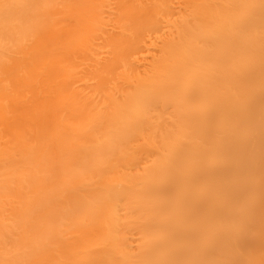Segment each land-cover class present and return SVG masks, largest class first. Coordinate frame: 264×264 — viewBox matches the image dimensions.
<instances>
[{
  "label": "bare ground",
  "instance_id": "obj_1",
  "mask_svg": "<svg viewBox=\"0 0 264 264\" xmlns=\"http://www.w3.org/2000/svg\"><path fill=\"white\" fill-rule=\"evenodd\" d=\"M0 264H264V0H0Z\"/></svg>",
  "mask_w": 264,
  "mask_h": 264
}]
</instances>
